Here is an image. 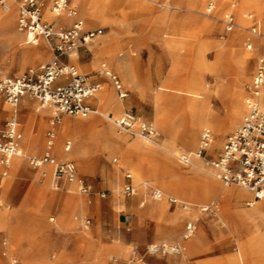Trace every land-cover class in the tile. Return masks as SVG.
Here are the masks:
<instances>
[{"label":"rangeland","instance_id":"obj_1","mask_svg":"<svg viewBox=\"0 0 264 264\" xmlns=\"http://www.w3.org/2000/svg\"><path fill=\"white\" fill-rule=\"evenodd\" d=\"M20 1L15 0L17 10ZM179 1L161 0L169 7L154 4L151 9L142 7L138 10L128 9L124 5L118 4L110 6V8L105 5L101 9L100 16L92 18L90 14L92 4H87L81 9L80 2L73 0L78 14H82L80 17L83 18L87 30L101 29V33L97 40L76 50V52L84 50V55L80 56V59L77 56L70 62H66L69 55L60 56L54 51V41L48 42L45 39H40L41 54H31L26 49L24 41L15 37L14 31L22 34L23 38L25 36L18 30L17 21L14 31L0 30V75L13 76L28 68L39 69L47 64L64 63L74 66L80 73L90 77L94 76V79L99 81L108 82V84L104 83L101 89L111 91L113 96L110 98L107 93L104 100L100 97L93 100L95 109L99 110L96 114H92L88 118L64 114L58 125L56 139L58 157L60 160L67 157L75 162L79 173L91 186V206L87 204V197L80 193L79 195L72 193L71 187H68V192H66L61 187L56 189L52 180L46 184L45 175L40 174L41 169L34 168L29 163V158L40 155L42 149L30 153L25 147L23 151L26 158L16 157L20 159L21 166L15 167V162H12L11 175L5 180L4 191L0 196V212L6 210L12 225L19 229L30 228V232L36 225L35 213L39 221L30 239L37 241L54 235L62 236V232L57 227L60 229L73 227L76 229V233L81 234L80 236L83 238L81 243L93 240L101 247L110 249L104 258L106 264H127L126 261L132 248H136L140 252V259L132 264H176L169 262L178 260L176 256H152L147 253V247L150 244L177 242L183 245L182 254L184 257L178 264H253L252 260L240 257L243 254L247 231L246 227L237 220V212L242 208L253 211L260 202H264V197L254 203L257 205L251 204L254 198L253 194L251 197H239V191L246 193L250 191L239 186H225L211 174L213 170L208 162L216 156L227 136L238 127L242 119L237 124L225 125L224 129L215 130L210 126L213 135L211 145L213 151H208L206 157L202 155L198 159L202 169L205 170L195 169L190 165L191 162H195L190 151L198 152L200 137L205 126L196 128L188 126L195 101V99L189 98L188 87L191 76L196 74L201 84V87L197 89L198 96L201 100L209 102L212 111L211 121L220 127L224 126L229 110L234 104L236 90L242 87V90L248 93L247 87L252 80L255 61L263 55L259 53V49L254 43L251 49H247L248 39L234 43L230 48L232 32L224 33V23L221 21L228 16L226 14L227 7L219 9L215 16L213 14L207 16L205 11L208 0H184L185 6H182V9H175L179 6ZM238 1L240 0L229 1L231 5L229 3L227 5L235 8ZM43 2L49 6L50 0H43ZM258 6L259 9L256 12L249 11L260 20L258 38L251 35L250 22L245 24V28H241L240 31L243 35L254 37L259 41L264 40V0H258ZM0 12V14L5 13L6 10L0 6ZM171 14H175L179 24L185 27V30L193 31L196 37L185 36L186 39L174 44L172 53H169L163 52L162 39L166 36L167 31L166 18L169 19ZM115 37L118 40L107 46L109 51L113 49V54L108 55L109 58H102V61L106 60L108 70L117 75L124 88L128 90L127 97L121 100L123 108L115 117H120L124 111L132 110L139 118L155 124L160 133L156 139L130 135L121 130L116 122L108 119L113 116L110 112L113 105L120 100L117 91L111 79L100 72L103 70L101 66L92 71L84 69V67H88V64L82 66L93 55L95 58L97 47H101L105 40H112ZM218 43H223V45L218 46ZM26 45L31 47L33 44ZM128 45L136 52L134 70L145 82L144 91L138 89L136 83L130 80L127 70L123 69L120 73L115 69L112 59L125 61L128 58ZM243 53H247L249 56L247 65L242 64L239 60L240 54ZM158 75H161L163 82V86L160 88L156 79ZM0 78L3 77L0 76ZM263 93L264 87L262 95ZM30 102L35 105L40 104L37 100H30ZM8 105L0 95V120L10 116V111L4 110V107ZM261 105L264 110L262 100ZM29 110H31L30 107L27 109L24 106L22 110L18 111V138L22 147L25 144L27 119L36 114L32 109L33 114H29L27 117L26 113ZM50 114L51 112H48L41 122L45 123L43 131L38 137L42 146L49 127ZM66 117L73 122L82 120L94 123L95 126L81 130L75 128L64 130L61 123ZM30 131L29 136H31ZM187 136L188 142L186 141ZM195 139L196 141H194ZM68 140L71 141L72 147L68 153H65L63 148ZM27 142L29 141L27 140ZM216 144L217 147H215ZM173 145L177 155L166 151V147ZM60 153H64V156H61ZM180 154L182 156L189 155L190 163H183ZM116 158L117 161H115ZM124 169L131 170L136 179L144 178L154 187L159 185L186 201L198 202V204L185 203L190 205V209L184 210L181 204L171 206L164 200H152L149 189L145 194H137V187L136 195L124 197L121 192ZM32 185L40 186V188L33 189L34 200L24 205L22 199L27 196ZM49 191L57 196L63 194V200L64 198L68 199L72 205L81 198L84 202L81 205L85 208L77 209L72 215L61 214L59 218L58 201L52 204L45 202V195ZM102 192L107 193L105 198H100ZM143 201L145 204L140 207L139 204ZM209 202L216 203V215L199 211L201 203L209 204ZM107 203L113 212L105 206ZM259 210L257 228L264 236V203ZM28 211L34 213L31 212L33 215L25 221V225L14 222L15 218L27 215ZM52 216L55 217L54 222L49 219ZM195 216L199 217L197 230L194 236L184 242L182 235L185 224ZM86 218H90L89 228L84 227ZM137 229H143V235L146 237V240L141 243H138L135 240V235L132 234ZM23 242H26V239ZM190 242L196 244V247H191ZM10 245L11 240L8 232L5 229H0V255ZM17 249H13L14 253L20 254L19 248ZM259 253L260 257L256 264H264L263 249ZM14 255L5 259L11 261L14 258L21 263L20 258ZM0 262L4 264L3 258H0ZM51 264L55 263L51 262Z\"/></svg>","mask_w":264,"mask_h":264},{"label":"built area","instance_id":"obj_2","mask_svg":"<svg viewBox=\"0 0 264 264\" xmlns=\"http://www.w3.org/2000/svg\"><path fill=\"white\" fill-rule=\"evenodd\" d=\"M217 1L208 0L206 15L213 13ZM0 6L7 9L9 0H0ZM43 8V0H21L18 3V29L27 35L30 43H34L38 39L54 41L53 49L60 56L70 55L80 47L89 45L101 33V29H83V23L79 19L74 20L67 29L57 28L54 23L44 19ZM51 10L57 14L65 13L68 16L76 13V7L72 0H51ZM248 19L251 21L250 33L259 36V19L253 13L248 14ZM221 21L224 23L226 34L237 28L233 14ZM247 48L251 49L252 44L249 43ZM102 72L111 79L119 91V95L125 97L126 93L122 91V84L117 75L105 67ZM263 87L264 58L260 56L256 60L252 80L247 87V111L238 127L227 136L218 156L208 161L215 177L224 185L242 187L250 191L255 200L264 197V110L260 102ZM99 88V82L94 81L87 74L78 72L74 66L64 63L47 64L39 69L28 68L17 76L0 79V95L12 107L16 108L20 101L27 97L50 108L51 115L43 154L39 157H30L29 163L35 168L51 165L54 186L57 189L65 181L68 184L76 185L78 192L82 194L90 195L92 192L91 186L79 176L75 162L68 159L58 160L55 148L57 127L61 122L62 115L88 117L91 114H96L97 110L91 107L87 100L93 97ZM116 124L121 130L133 136L154 139L157 134L153 123L139 118L132 110H127L120 115ZM136 124L137 127H135ZM212 142L211 131L203 130L198 150L199 157L208 155ZM70 149L71 142L67 141L64 150L69 151ZM21 151L22 147L18 142V119L16 114H12L0 121V191L3 186L2 180L8 175L12 158L20 157ZM181 160L183 163H189L190 156L183 155ZM147 187L151 199L160 200L163 197V193L150 183H147ZM121 192L124 196L136 194V185L130 171L125 172V181ZM106 195V192L100 193L103 198ZM168 201L172 205L181 204L182 208L190 209V205L172 197H168ZM144 204V201L141 202L142 206ZM199 211L216 215V203L200 206ZM198 221L199 217L195 216L186 222L183 239L194 236ZM89 225L90 218H86L84 226ZM182 249L183 245L179 242L156 243L148 245L147 253L152 256L178 255ZM139 259L140 252L136 248H132L126 263L132 264Z\"/></svg>","mask_w":264,"mask_h":264},{"label":"bare ground","instance_id":"obj_3","mask_svg":"<svg viewBox=\"0 0 264 264\" xmlns=\"http://www.w3.org/2000/svg\"><path fill=\"white\" fill-rule=\"evenodd\" d=\"M78 1L81 4V9H82V7L83 8L86 7L87 4L88 5L89 4L93 5L92 12L90 13L92 18H96V17L100 16L101 9L105 5H107L110 8V6L118 4V5H124L128 9H135V10L141 9L142 7H147V8L151 9L154 4H161L164 7H169L166 4H163L161 2V0H78ZM229 1L232 2V0H219V1H217L216 2L217 5H215L216 9H215L214 13H212V14H213V16H215L218 13L219 9H221L222 7H227L226 8V14L227 15H229L231 13L236 15V17H237V27L238 28L235 29V31L231 33L230 48L234 45V43L242 42L243 40L248 39L249 42H252V43H254L256 45V48L259 49L258 50L259 53H261L263 55V58H264V40H259L258 41L254 37H247L246 35H243V33L240 31L241 28H245V24L249 23V20L247 19V15L249 14V11L256 12L259 9L258 0H240V1H238V5L235 8L229 7L231 5L229 3ZM72 3L76 7V5L74 4L73 0H72ZM228 3L230 4L229 6L227 5ZM207 4H208V2H207ZM178 5L179 6L176 7L175 9H182L181 7L185 6V1L184 0H180L178 2ZM50 6H51V3H50L49 6H47L45 8L44 18L49 20V21H51L52 23H54L55 27L58 28L66 20L73 21L74 19L75 20L79 19L83 23V25H82L83 29H85V30L87 29L85 27L84 20L82 18L78 17V16L82 15L81 14L82 11L80 12L81 15H79L78 12H77V9H76V13L74 15L68 16L65 13L57 14L56 12H54V11H52L50 9ZM173 6H174V4H173ZM4 10H6V12L2 13V16H3L2 18H3V21H4L3 22L4 23L3 24L4 25L3 28H9L10 30L14 31L15 21H16V19L18 17V10H17V7H16L15 0H11L9 2V7L7 9H4ZM206 13H207V6H206L205 15H206ZM212 14L207 15V16H211ZM161 16H160V18H161ZM162 18H163V16H162ZM177 18L178 17L175 14H171L169 19L166 18L167 31H166V36H164L163 39H162V47L164 49L163 52L167 51L169 53H172L173 45L176 44L178 41H181V40L184 41V39H186L185 36L196 37L193 31L185 30V27H183V26H181L179 24ZM206 24H209V23L206 22ZM14 34L17 37V39L24 41V45L26 46V49L31 54H33V55L41 54L42 47L40 46V39H38L34 43H31L33 45H31V47H28L26 44H30V41H29L27 35L24 36V38H25V40H24L23 36H21V34L17 33L16 31H14ZM98 36H100V34L97 35L92 40V42L97 40ZM116 40H118L116 37L114 39H112V40L111 39L105 40L104 44L101 47H97V50L95 52V58H94V62L96 63L97 66H101L102 68L105 67L106 69H108V65H107V63H105L106 60L102 61V58H104V59L105 58H109V56H111L113 54V49L109 51L107 49V46L110 45L113 41H116ZM217 45L221 46V45H223V43L222 44L218 43ZM128 47H129V50L127 51L128 58L126 57L127 59L125 61H120L119 59H116V58L112 59V60H114L113 62L115 63L114 64L115 65V69L118 72H120V73H121V71L123 69L127 70L130 80L136 83V86H137L138 89H140L141 91L142 90L144 91V89L146 88L145 82H144L143 79H141L139 77V75H138L139 73L137 74L135 72V70H134V67L136 65L135 61H134L135 57H136V52L133 51L132 49H130L131 47L129 45H128ZM70 57H71L72 60H75L76 57H77V52L76 51L71 52L70 53ZM239 60L244 65L245 64L246 65L249 64V56H248V54L247 53L240 54ZM109 62H110V60H109ZM174 68H175V66H174ZM100 72H102V71H100ZM0 76L5 78V74H1ZM91 78H94V77L92 76ZM156 79H157V81L159 83V88L161 86H163L161 75H158ZM149 81L151 82V80H149ZM186 86H188V85H186ZM200 87H201V84L199 82L198 77L196 76V74L192 75L190 80H189V87H188L189 94H188V96H189V98L195 99V101L193 102V109H192V113L193 114L191 115V121L188 124L189 128L190 127L196 128V127H200V126H205L204 127L205 130H210V126H211L215 130L220 129V128L224 129V128H226L225 125L226 126H231L233 124H237L241 119H243V117H244V115H245V113L247 111L246 97H247L248 93L244 92L242 90V87L238 88L236 90V92L234 94V104H233L232 108L229 110L228 117L226 119V122L224 123V126H221V127L216 125V124H214L211 121L212 111H211V107L209 105V102H207L206 100H201L199 98V96H198L197 89L200 88ZM100 88H102L101 87V83H100ZM100 88L95 93L96 98L100 97L102 99L103 98L105 99V97L107 96V93H108L110 98L113 97L112 94H111V91H108L106 89L105 90H102V89L100 90ZM261 100H262V102L264 104V93H263V95H261ZM109 103H112V102H109ZM22 105H24V103H22ZM22 105L21 106H17L15 109H12L8 105V106L4 107V110H6V111L8 110V111H12L13 113H16V112H18L21 109ZM112 108L113 109L110 112L113 114V116H111V117L107 116V117H109L108 119L112 120L113 122H116V120L119 117H115V115L119 111L122 110L123 103L121 102V100H118L115 103V105H113ZM34 110H35L36 114L33 115V116H29L28 117L29 118L28 122L31 121V124H30V129H31V131H30L31 133L30 134H31V136H29V134H28L27 140L30 142L31 138H33L32 145H33L34 148H37V146H38L37 137L39 136V134L41 133V131L45 127V123L43 124L41 122L43 120V117L48 112H50V108L47 105L43 106L41 104H36V105H34ZM97 112H99V111L97 110ZM36 122H38V123H36ZM61 124H62L61 126H63L64 130H68L70 128H75V129L81 130V129H84V128H87V129L88 128H93L95 126L94 123H88V122H84L82 120H78L76 122H73L67 117L64 118V120H63V122ZM135 127H137V124L135 125ZM186 141L187 142L189 141L188 136L186 137ZM194 141H196V139ZM184 144H186V143H184ZM215 147H217V144L215 145ZM166 151L169 152V153H172L174 155H177V152L175 150L174 145L166 147ZM190 155L191 156L193 155L194 156L193 158L195 159V162H191L190 165L193 166L195 169L205 170V169H202L201 162L198 161V159H200L199 156H198V152L190 151ZM22 156H24L23 149L21 151V156L20 157H22ZM16 157H18V156L13 157L12 160H11V164H10V168H9V171H8V175L2 181L3 187H4L5 180L7 178H9L10 175H11L12 162H15V167H20L21 166L20 159L16 158ZM180 158H182L181 154H180ZM43 166H41V168H39V169H41L40 174L45 175V178H46L45 182L48 183L50 181V179H51V169L50 170L49 169L44 170ZM211 170H212V168H211ZM209 173H211V172H209ZM211 174L214 175V172L212 171ZM214 177H215V175H214ZM143 187H144V189L148 190L147 182L143 183ZM238 195H239V197L240 196L241 197H251L252 193H250V192L246 193L244 191H239ZM168 197H172V198H174L177 201L182 202V203H188V202L182 201V200H180V199H178L176 197L167 196L164 193H163V197L161 199L166 198L168 200ZM254 203H257V200H255L253 198V200L251 201V204H254ZM263 203L264 202H260V204L253 211H250V210H247L245 208H242L241 210H239L237 212V220L241 223V225L246 227V231H247V237H246V240H245V242L243 244V254H241L240 257L243 258V259L245 258V259L252 260L253 264H256L258 262L259 257H260V255H259L260 253L259 252L262 249L264 251V236L260 234V232L258 231V228H257L258 227V224H257L258 223V218H259V215H260V210L259 209L261 208V205H263ZM254 205H257V204H254ZM200 206H204V205H200ZM162 211H163V209H162ZM0 229H5L8 232L9 238L11 240V245L9 247V255H7L6 257H9V256L12 257V255L15 254L14 253L15 251H13V249L15 250V249L19 248L20 252H22V249H21L20 246H21V243L23 242V240L26 238L27 232H29L30 228H27V227L26 228H21V229L16 228L14 225H12L11 220L9 219V216H8V213L6 212V210H3V211L0 212ZM190 244H191V247H193V248L196 247V244H193L191 242H190ZM17 251H18V249H17ZM182 253H183V249H182V252L180 254H178V255H181ZM182 257H183V254H182ZM237 259L239 260V258H237ZM0 264H2V263L0 262ZM48 264H51V262L48 263Z\"/></svg>","mask_w":264,"mask_h":264},{"label":"crops","instance_id":"obj_4","mask_svg":"<svg viewBox=\"0 0 264 264\" xmlns=\"http://www.w3.org/2000/svg\"><path fill=\"white\" fill-rule=\"evenodd\" d=\"M219 1V0H218ZM51 3V0L49 2V5ZM48 6L44 4V12H45V8ZM50 9H51V6H50ZM1 13V12H0ZM233 14V13H231ZM250 14V13H249ZM230 15V14H229ZM234 15V14H233ZM256 16V15H255ZM2 14H0V30H3V29H9V28H3V18H2ZM235 17V20L237 22V19H236V16L234 15ZM257 17V16H256ZM79 18H82L79 16ZM258 18V17H257ZM83 19V18H82ZM247 19H248V15H247ZM46 20V19H45ZM75 20V19H74ZM73 21H64L58 28H63V29H67L69 28L72 23L74 22ZM222 20V19H221ZM249 20V19H248ZM17 21V28H18V17L16 19ZM15 21V23H16ZM47 21V20H46ZM260 21V20H259ZM49 22V21H48ZM51 22V21H50ZM250 22V25H251V21L249 20ZM260 24V23H259ZM249 25V27H250ZM19 30V29H18ZM20 31V30H19ZM21 32V31H20ZM233 32V31H232ZM23 33V32H22ZM224 33H225V29H224ZM25 34V33H23ZM229 34V33H228ZM26 35V34H25ZM252 36L254 37H257L258 36H255L253 34H251ZM22 36V34H21ZM16 37V36H15ZM17 38V37H16ZM106 38V37H105ZM19 40V39H18ZM22 41V40H21ZM250 44H253L252 42H249ZM248 43V44H249ZM247 44V45H248ZM95 45V44H94ZM248 49V48H247ZM84 50H80V51H77V56L78 58L80 59V56L82 57L84 55ZM94 53V52H93ZM70 56V55H69ZM72 61L71 57H69L66 62H70ZM256 63V61H255ZM88 64V67H84L85 70H89V71H92V70H95L98 68V66L96 65V63L94 62V55L86 62H84L82 64V66H85ZM21 69V67H20ZM19 69V70H20ZM18 70V71H19ZM26 70V69H25ZM24 70V71H25ZM255 70V69H254ZM22 71V72H24ZM21 72V73H22ZM20 73V74H21ZM19 75V72H17L16 75H13V76H17ZM13 76H7V77H13ZM94 77V76H93ZM1 79V78H0ZM94 81L96 82H99L101 83V87L104 83H107L105 80H97V79H94L92 78ZM113 83V82H112ZM122 84V83H121ZM114 86V84H113ZM115 87V86H114ZM101 90V88H100ZM99 90V91H100ZM115 90L117 91V95H118V98L120 100H124L127 95H128V90L124 88V86L122 85V91H124L126 93V96L125 97H121L119 95V91L117 90V88L115 87ZM262 95V94H261ZM1 97L3 98V96L1 95ZM96 95L89 98L87 100L88 104L95 108V106L93 105V100H96ZM4 100V98H3ZM30 100H34V99H30V98H27V97H24L21 101H20V104L21 105L22 103H24V105H22L21 107V110L22 108H24V106L28 109L29 107L31 108V110L27 111L26 113V116L28 117L29 114H33V110H34V103L30 102ZM5 101V100H4ZM260 102H261V97H260ZM5 103H7L5 101ZM8 104V103H7ZM18 105V106H19ZM12 109H15L14 107H12L11 105H9ZM29 106V107H28ZM262 106V105H261ZM33 109V110H32ZM20 111V110H19ZM99 111V110H98ZM51 112V111H50ZM125 112V111H124ZM18 113L19 112H16V113H13L12 111H10V116L12 114H16L17 116V119L18 118ZM51 115V114H50ZM92 115V114H91ZM90 115V116H91ZM89 117V116H88ZM88 117H83V118H88ZM29 118L27 119V124H26V137H25V144L24 146L22 147L20 141H19V138H18V142H19V145L23 148H27L29 150L30 153H33V152H36V151H39L42 149V152L40 155H38L37 157L41 156L43 154V151H44V147H45V142H46V135H45V140L43 142V146H42V143L41 141H39L38 137H37V144H38V148H34L32 143H33V138H31L30 142H27V137H28V134H29V131H30V124H31V121L28 122ZM31 120V119H30ZM2 121V120H0ZM19 121V120H18ZM146 121H149V120H146ZM151 122V121H149ZM153 123V122H151ZM153 125L155 126V124L153 123ZM155 129H156V137L155 139L160 135V133L158 132L156 126H155ZM57 130H58V127H57ZM43 131V130H42ZM41 131V132H42ZM47 132V131H46ZM58 134V132H57ZM40 135V134H39ZM201 138V137H200ZM57 141V140H56ZM69 141V140H68ZM71 147H72V144H71ZM222 148V147H221ZM64 149V148H63ZM24 150V149H23ZM71 150V149H70ZM69 150V151H70ZM69 151H65V153H68ZM213 151L211 148L209 150V152ZM221 149L218 151V153L216 154V156L213 157L216 158L218 156V154L220 153ZM55 154H56V157L59 159L58 157V154H57V149L55 148ZM61 156H64V153H60ZM23 159L26 158V156H22ZM72 160V159H69L67 157H65L63 160ZM63 160H60V161H63ZM73 161V160H72ZM35 168V167H34ZM40 168V167H39ZM44 170H47V169H51V179L50 181L54 179V176H53V167L51 165H44L43 166ZM78 169V168H77ZM40 171V170H39ZM126 171H130L129 169H124L122 174H123V182L125 181V172ZM132 173V172H131ZM78 174L80 177H82L84 180V176L81 175L79 173V170H78ZM133 175V173H132ZM4 179V178H3ZM217 179V178H216ZM219 180V179H217ZM3 181V180H2ZM220 181V180H219ZM85 182L87 183V181L85 180ZM133 182L134 184L136 185L137 189H138V192L137 194H145L147 193V189H144L143 187V183L144 182H147L149 183L147 180H145L144 178L142 179H136L134 178V175H133ZM47 184V183H46ZM88 184V183H87ZM3 185V184H2ZM153 186V185H152ZM226 186V185H225ZM68 187H71L70 189L72 193H75V194H78L80 192L77 191V188H76V185L74 184H68L66 183L65 181L61 183V188L63 190H65L66 192H68L67 188ZM229 187V186H228ZM35 188H40V186H35V185H32L28 191V193L26 194L27 196H25L23 199H22V202L24 205H27L28 202L30 201H33L34 199V192H33V189ZM156 188L160 189L165 195L167 196H173V197H176L182 201H186L170 192H168L167 190L163 189L162 187H160L159 185L156 186ZM57 189V188H56ZM4 191V187L2 186V189L0 191V196L2 195V192ZM70 192V191H69ZM81 195L87 197L86 201H87V204H89L90 206L92 205V199H91V194L90 195H87V194H82L80 193ZM136 195V194H135ZM63 194L62 195H56L54 194L53 192H48V194L45 195V202H47V204H52V203H55L58 201L59 203V218L61 216V214H69V215H72V213H75L77 211V209L81 208L82 210L85 208L82 207L81 203L83 202L82 199L80 198L79 200L76 201V203L74 205L70 204L68 201V199H65L63 200L62 198ZM124 196V195H123ZM124 197H133V196H124ZM100 198H103L100 196ZM62 200H63V203H62ZM153 200V199H152ZM160 200H164L167 201L169 203V201L166 199V198H163V199H160ZM155 201H158V200H155ZM188 203H191V204H198V202H190V201H186ZM209 203H215V202H209ZM84 204V202H83ZM171 206H178V204L176 205H172L171 203H169ZM200 204V203H199ZM206 203H201L200 205H205ZM105 206L107 208H111L109 207V204H105ZM140 207H143L141 205V203L139 204ZM138 206V207H139ZM184 209V208H183ZM111 210V209H110ZM185 210V209H184ZM112 211V210H111ZM32 211H28V213H26L27 215H23V217H17L15 218L14 222L16 223H19L20 225H25L26 224V220L30 219V216L33 215L31 214ZM113 212V211H112ZM34 213V212H32ZM34 216H35V220H36V225L34 227V229L30 232H27V235H26V242H22L21 243V249H22V252L20 254H15L14 256H18L20 258V262H17L14 258L10 261L9 259H5L7 255H9V247L6 248L5 251H3L0 255V258H3V263L4 264H48L50 262H54L55 264H106V261L104 260L105 258V255H107L109 252H110V249L109 248H105V247H101L100 245L97 244V242L91 240L90 242H84V243H81L80 241H82V237L80 236L81 234L78 232L76 233L75 230L73 227L71 228H63V229H60L59 227H57V229L59 231L62 232V236L60 235H54V236H51V237H48V238H43V239H39L37 241H34L32 239H30V237L32 236L31 234H33V231L35 230L37 224H38V221L39 219L37 218L36 214L34 213ZM50 221H55V217L52 216L49 218ZM137 219L139 220V217L137 216ZM59 220V219H58ZM120 220V219H119ZM76 227V226H75ZM85 228H89V226H84ZM16 228H19V227H16ZM133 235H135L136 237V241L138 243H141L143 242L144 240H146V237L143 235L144 234V231L143 229H137L135 230V233H132ZM182 240L185 242L189 239H183ZM154 256V255H153ZM177 257L178 260H174V261H169V262H174L176 264L179 263V261H181L184 257H182L181 255H174ZM73 262V263H72ZM143 264H152V263H143Z\"/></svg>","mask_w":264,"mask_h":264}]
</instances>
